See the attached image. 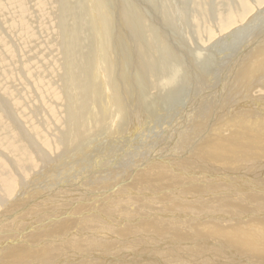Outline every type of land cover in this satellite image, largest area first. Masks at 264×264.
Wrapping results in <instances>:
<instances>
[{
    "label": "rangeland",
    "instance_id": "374dc122",
    "mask_svg": "<svg viewBox=\"0 0 264 264\" xmlns=\"http://www.w3.org/2000/svg\"><path fill=\"white\" fill-rule=\"evenodd\" d=\"M44 1H49L50 3L49 6L46 5L45 8L44 13L47 12V15L41 14L34 8H31L24 13L25 17H23V15L21 14L18 15L19 11L16 10V7L13 8V3L15 2L14 0H11L9 5L7 4V0H0V113L5 116L7 121L11 122V126H9L8 128L2 127L1 129L2 135L6 138H9L13 132H16L21 141L28 122L34 119H37L38 121L41 120V116L46 112L45 110L49 109L45 107V105L43 104V100H48L47 93L50 90H56L60 96L58 100H54V104L55 109L57 111H60L61 115L69 114L73 111L69 106V99L73 100L74 102L81 99V94H79L77 88H75L76 80H79L80 78H85L88 81V84L93 88L90 90H95L97 87H99L103 92L107 93V90L105 88V81L102 80L103 72L101 71V63L96 61L98 56L86 62L85 53L83 56H81L83 57V62L80 65L79 61H77L75 57L69 54L66 55V49L69 47L68 45H70L73 41L78 42L77 45L78 47L80 46V42L77 40L76 35L73 34L72 29L73 23L75 21L74 15L75 13L78 15L77 11H79L76 3L70 0H42L41 2L44 4ZM141 9L143 10L144 8ZM112 14L116 18V14ZM145 15L148 18L147 11H145ZM84 18L87 20L86 14L84 15ZM19 20H22L26 23L25 26L22 27V31H24V29H26L28 26H38L37 24L40 23L41 20L47 21V29L37 28L35 38L27 41L19 32L10 29V25L13 22ZM26 34L28 33L26 32ZM93 35L95 39L93 44L99 47V41L101 40L100 35L95 34V32L93 33ZM76 56H78L77 53ZM218 56L219 55H217V57ZM220 58L223 59L222 56ZM33 64H37L38 80L36 81L35 86L33 82L30 83L27 81V77H29V73H31L28 70L31 68V66H33ZM130 66L132 68L131 64ZM110 67L112 70L111 65ZM87 70H93L95 71V73L87 76L85 75V72ZM103 74L104 76L106 75V77L110 76V69H107ZM254 79V75L247 76L246 74L243 76L242 80H240L241 83L236 82L237 84H235L232 80V82L230 81L226 84L227 87H222L221 85H219L220 87H207V85L200 84L201 86L204 85L203 88H201V86H197L194 88L193 85L189 83L187 89L184 90L186 92L182 96L180 95L176 102H174L173 104H168L169 106L166 103L164 105L162 103L161 105H158L157 108H162L159 112L147 113V115H141L140 113L133 112L129 115V117H123V122L121 121L122 124L121 122L116 124L117 126L121 125V127H124L123 129L117 127L116 125H109L104 127L102 130L106 131L107 128L112 129L107 130V132L101 131L99 135H95L94 137V133L90 132L89 138L87 140L82 141L78 146L69 149L66 153L58 151V149L54 148L53 146H41L35 148L38 152L37 154H34L36 166L31 167V169H37V174H41L37 176L36 174L32 175V178L30 177L29 180H33H28L26 184H23V187L25 186L23 188L24 191L20 192V195H16L15 198L14 196L13 198L11 197L12 199L10 198L9 200L10 202L13 201L12 203L7 200V204L4 206L5 208L0 207V212L4 213L6 211L8 213L10 210L14 209L15 204L17 205L18 203L21 204L23 202L36 201L35 204L37 205L38 203L43 202L44 199H46L50 203H53L52 201L55 200L54 207L58 208L61 211L62 218H65L66 221L61 220L60 225L57 228L47 233H51L49 234L51 236L46 235L33 246L24 247L22 252L17 256V259H15L16 256L14 258L11 257V260L3 259L0 260V264H15L17 261H22L17 264H31L35 261V263H38L41 259L47 258L49 259H47L48 261L46 260V262H42L39 264H52L55 262L59 264H114L111 262V260L113 257H115L112 254L116 252H118V254L125 252L127 253V256L125 260H122L123 258H120L118 261H116L115 264H207V262L209 263V261L211 264H223L220 263L221 261L219 260L222 257L226 256V253H228L229 255H227V262L225 261V264H234V261L232 260L233 256L231 257V255L232 253L233 255L238 253L242 255L243 253H240L241 250V252L245 251V254H243L242 256L239 255L240 258L247 257V254H249L247 258H251L250 260H248L247 258L243 259V263L249 264L250 261L254 260V258L258 259L255 254H260L259 251L253 248L241 246L237 242L230 241L227 238V236L230 234L232 235L233 232L230 234L227 233V235L223 234L228 232L229 230L235 231L236 234L241 232H237L234 229L221 231L223 227H228L225 224H245L244 222H240L243 216L234 217L231 215V220H227L221 217L212 218V216H209V214L215 212V207L219 202L222 205L226 204L225 202L233 199V196H238L239 194L243 193L241 190H237L236 188H234L236 190L231 191V193L229 194L230 191L225 192L221 190H234L232 188L229 189L231 186L220 185L222 187V189L220 188L221 190L217 186H214L213 189L217 188L220 192L215 194V197H212V199L210 196L207 198L204 197L206 198L204 199V201L209 198V201H206V203H203L204 201H200L201 205L200 203H198V205L196 203H194L195 205L182 204V199H190L187 194L188 192H191V190H193V192L213 191V189L210 187L211 183L209 184L208 179H206L207 176L212 175L213 177H215L214 180H217V178H221L218 174L220 173L219 170H222L227 174L233 176L231 177L232 179H228L226 176V179L231 180V182L238 183V179L236 177L239 176L237 175L239 172L237 171H250L252 167L255 166V164H257L259 168V166H261V163L264 162V154L262 155V157L259 156L255 159L258 154H261V151L264 153V136H262L261 134V132H264V104L261 101L264 100V92H260V94L254 92V90L256 91L257 88L253 87L255 85ZM4 89L9 90L4 93ZM154 94L155 91H152L153 97ZM212 94L217 98L215 96H212ZM209 100L210 102H208ZM249 100L251 102H246ZM110 102L112 103V100ZM183 106L185 107L183 108ZM165 108H169V110H166ZM108 109L112 112L114 110L111 106ZM157 110L158 109H156V111ZM121 112L124 113L125 110L123 109V111ZM133 116L137 118V122L136 120L132 121ZM105 122H107V120ZM125 123L127 126L125 125ZM236 123H239V125H242L244 127L246 126L248 128V134L242 138L244 142L246 141V144H240L241 139L238 133L241 131V128ZM62 126L63 123L58 126L59 128H55V131H57V135L59 137L67 134L68 130L66 132V129H69L68 126L66 128L63 126V129L65 128L63 130ZM45 130L48 131L47 129ZM213 131L215 133H213ZM229 131H237V133H231L226 138V135H228L227 132ZM47 136L50 140L52 139L50 134L47 133ZM206 136L209 137L206 138ZM251 140L253 144L252 142H249ZM231 146H233V148ZM233 149L237 151H234ZM225 150L227 152H225ZM45 153H48L49 155L53 154V161L49 165L44 162L43 156ZM182 155H189L191 160H182ZM248 155L256 156L254 157V159H249L252 157L249 156L248 158ZM133 157L134 159L132 160ZM170 157L176 158L173 161L174 165L170 166V163H168V166L162 167L161 170L157 169L156 171H149L153 169L149 168V172H147L142 171V169L138 168L140 167V164H142L141 166L143 167L146 163H148V166L152 164L162 165L157 163H165L167 161V158ZM0 158L5 162L14 165L17 172L20 170L21 167H17L11 161L15 158V156L11 155L7 150H5V148H0ZM247 158L248 161H246ZM144 159H147V162L143 164ZM175 163H177L178 165ZM133 169H136V172H134V176H131V172L133 171ZM170 170H174V172L177 173H173ZM253 172L254 177H256L258 180V182L254 181V184H258L259 182L264 180L263 170L259 171L258 169H255L251 173ZM201 174L202 176L198 177ZM170 175H172V178L174 179L173 182H170ZM130 178H132V183H129V185H127V189V186H125L127 182H124L123 180L127 181V179L129 180ZM134 182L136 185L133 184ZM248 184L250 185L252 184V182H248L245 187L249 186ZM207 185H209L208 188H200V186ZM184 187H191L192 189H184ZM176 188L182 189L180 191L177 190L178 192H176V190H174L175 192L171 191V189ZM110 190L112 191L111 193L108 192ZM168 190L171 192L170 194ZM240 191L241 193L238 194V192ZM115 192L117 193L113 194ZM222 194L226 195L224 196ZM16 197L20 198L17 199L19 202L16 200ZM178 200L180 201L178 202ZM80 201H82V204L80 203ZM208 202H210V204ZM238 202L241 203L239 204ZM234 203H236L235 206H237V204L241 205L243 202L237 200V202L234 201ZM255 203L257 204V206L262 205L259 202ZM208 206L209 208H207ZM130 207L132 209L136 207L135 209L137 210H132ZM119 208L121 212L119 211ZM154 208L156 210H154ZM116 209L118 210V212ZM158 209L163 210V212ZM49 210L50 207L48 206L39 212H47L44 214L48 215ZM174 210L176 212L174 214V219L167 217L161 218L154 214V212H156V214L166 212L174 213ZM218 210L220 209H217L216 211ZM81 211H83V213L78 214ZM124 211H127L129 213ZM147 211L149 213H147ZM136 213H138L139 215ZM150 213L152 218L151 216H149ZM181 213H183L184 216ZM186 213L188 216H186ZM72 214H75L76 217L74 218ZM124 214H127V216ZM228 214L230 215V213ZM8 215L3 216L12 218L14 216L13 214ZM130 215H132V217ZM189 215L191 216V218ZM241 215L246 216L247 214L242 213ZM109 216H111V218L123 216L124 218L127 217V220H132L133 217V220L139 219L134 224H131V228L139 224V226L135 228L136 233L134 235H129V233L123 235L118 234V232L123 233V229L120 228L121 223H118L116 224V226H114V224L112 223L109 224V222H104L108 220L105 217L108 218ZM1 217L2 216H0V219ZM144 219H146L147 221ZM193 220H201L204 225H202V223L198 221L195 222ZM220 220H223L224 222H220ZM83 221L84 223H87L85 226H82L84 225ZM150 221H152V224L148 223ZM166 221H168L167 225ZM182 221L185 222L183 223ZM181 222L183 225L181 224ZM204 222L208 223L206 224ZM153 223H155L156 225L158 224L159 226H156ZM196 223L200 224L197 225ZM100 224L103 226H101ZM144 224L146 225L144 226ZM173 224L176 225L172 226ZM80 225L84 228H80ZM91 226L93 228L97 226V232L96 227L95 229L92 228L93 230H90L91 232H89V228H91ZM146 226L148 227V229ZM76 227L77 230L75 229ZM102 227H104L105 229ZM151 227H154L155 230ZM236 227H238V225ZM79 228L82 229V231H78L80 230ZM186 228H190L187 230L188 232L186 231ZM196 228L198 229L196 230ZM103 229L105 231H103ZM205 229L207 230V232L210 231L212 234H210V232L206 233ZM58 230L61 231L59 232ZM92 231H94V236ZM204 231L205 233H203ZM215 231L219 233L221 232L222 236H220L219 233H216ZM256 231L257 233L259 232L261 234H264V228ZM78 232L80 234L82 233L80 236L81 238H83V241L80 239ZM103 232L104 234H102ZM164 232L165 234L168 232L170 233L166 234L165 236ZM189 232L190 235L186 237L185 235H188ZM235 232L233 234H235ZM83 233L85 235H87L88 233L89 234L87 236H84ZM155 233L158 236H160L159 234H161L162 237H166L161 241L167 240V238H171L172 236V240L178 243L181 242L183 244H188V242L193 243V241L203 243L195 246L197 248L190 249L187 247L184 248L185 250H178L175 246L168 245L170 243L169 241L172 240H167L166 242L164 241V243L153 246V240L150 241L147 238L151 235H153L151 237H154ZM162 233L164 234V236ZM64 234L67 235L64 236ZM169 234H171V236L168 237L167 235ZM126 235H129L130 237L128 236V238ZM91 236H93V238ZM96 236L98 238H96ZM132 236L134 237L132 238ZM138 236L139 240L137 239ZM90 237L92 238V240L90 239ZM263 237H261L260 239L264 240ZM71 238L73 240H71ZM68 239L71 242H69ZM62 240L63 244H67V246L64 245L66 247L62 246ZM66 241L71 244L65 243ZM77 242L78 244H75ZM146 242L148 244H146ZM43 243L45 244L42 245ZM101 243H105L104 246L108 248L102 251V248L100 247ZM54 244L56 245V250L55 248H53L55 247ZM74 244L78 247L80 246L79 249ZM36 245H38L37 247L39 249L40 247L43 249L37 251L39 249L36 248ZM208 245H211L214 248H216L217 246V248H219L221 252L225 253L223 254L221 252H215L211 248H208ZM224 245H226L227 248H229L230 246V249H220V247L222 248ZM151 246L153 248L157 246L156 248H160L162 250L164 249L162 252L165 251L166 254H163L157 249H153ZM31 247H33V249H30ZM57 247H59L60 250ZM72 247L74 250L71 249ZM29 249L30 252L28 251ZM62 249L65 252H63ZM173 249L174 252L172 251ZM234 249H237L238 251H234ZM254 251H256L257 253ZM198 252H200L199 255L197 254ZM23 253L25 256L23 255ZM32 253L34 256H31ZM162 254L164 256H161ZM187 254L190 256V258H188L189 256ZM105 256L108 257L105 258ZM32 257L34 261L32 260ZM19 258H21V260ZM26 258L29 261H27ZM39 258L41 259L39 260ZM161 258L163 260H161ZM234 258H236V256ZM236 262L238 261L236 260Z\"/></svg>",
    "mask_w": 264,
    "mask_h": 264
},
{
    "label": "bare ground",
    "instance_id": "6f19581e",
    "mask_svg": "<svg viewBox=\"0 0 264 264\" xmlns=\"http://www.w3.org/2000/svg\"><path fill=\"white\" fill-rule=\"evenodd\" d=\"M10 1L11 0H7L8 5H9ZM14 1L15 2L13 3V6H14L13 8L16 7V10L19 11L18 15L21 14V15H23V17H25L24 13L26 11H28V9H31V8H34L37 12H39L41 14L47 15L46 14L47 12L44 13L45 8H46V5L49 6V4H50L49 1H47V2L44 1V4H43L41 2L42 0H14ZM70 1H74L77 5L78 9H79V11H77L78 15L76 13L74 15L75 21L73 23L72 29H73V34L76 35L77 40L80 42V44H79L80 46L78 47V45H77L78 42L73 41L70 45H68L69 47L66 49V55L69 54V55H72L73 57H75L77 59V61H79L80 65L83 62L82 61L83 57H81V56H83L85 53H86V60H85L86 62L89 61L90 59H92V58L94 59L95 57L98 56L96 61L101 63V71L104 73V72H106L107 69H110V76L106 77V75L104 76V74L102 73V75H103L102 80L105 81V88L107 90V93L103 92L99 87H97L95 90H90L93 88L88 84V81L85 78H80L79 80H76L75 88H77L78 93L81 94V99L77 100L75 102L73 100L69 99V101H70L69 106L72 108L73 111L69 114L61 115L60 111H57L55 109V104H54V100H58L60 98V96L56 90H50L47 93L48 100H43V104L45 105V107H47L49 109L45 110L46 112L41 116L40 121H38L37 119H34V120L28 122L27 126L25 127V131L23 133L24 136L21 139V141H20V137L18 136V134L16 132H13L9 138H6L2 135V133H1L2 127L8 128L9 126H11V122L7 121L5 116L0 113V148H5V150H7L11 155L15 156V158L13 159L14 161L13 160H11V161L17 167H19V166L21 167L20 170L17 172L14 165L7 163L0 158V207H4L7 204L6 203L7 200L10 202L9 199L11 197L13 198V196H14V198H15L16 195L17 196L20 195L21 194L20 192L24 191L23 188L25 186L23 187V184H26L32 175L36 174V176H37V175L41 174V173L37 174V172H36L37 169L36 170L31 169V167L36 166V160H35L34 154L38 153L35 149L37 147H41V146L51 147V146H53L54 148L58 149V151L66 153L69 149L74 148V147L78 146L82 141L87 140L89 138L90 132L94 133L93 137L95 135H99V133H101V131H103L102 129L104 127L109 126V125H116L117 123L122 121L123 117L124 118L129 117V115L133 112L134 113H140L141 115H147V113H152V112H159L162 108H160V109L157 108L158 105H161V103L163 105L165 103L168 105V104H173L174 102H176L178 97L180 95L182 96L186 92L184 90L187 89V86L189 85V83H191L194 88L197 86H201L200 84L207 85V87H209V86L210 87L211 86L217 87L219 85H221L222 87H227L226 84L229 83L230 81L232 82V80H233V83L237 84L238 82H240V80H242L243 76L247 74V76H249V75L255 76V79H254L255 85L253 87H255V88L257 87L259 89L256 88V91L254 90V92L259 93V94H260V92H264V0H70ZM141 8H144V9L142 10ZM144 10L147 11L148 18L145 15ZM112 13L116 14V18L113 16ZM85 14L87 16V20L84 18ZM25 24L26 23L23 22L22 20L15 21L10 25V29L13 31L19 32L23 36V38L27 41L35 38L37 28L47 29V21H45V20H41L40 23L37 24L38 26H35V25H33L32 27L28 26L26 29H24V31H22V27H24ZM26 32L28 34H26ZM94 32H95V34L100 35L101 40L99 41V45H100L99 47L95 46L93 44L94 40H95L94 35H93ZM175 48H177V49H175ZM76 53L78 56H76ZM217 55H219L220 57L222 56L223 59H221L219 56L217 57ZM130 64L132 65V68H131ZM110 65L112 66V70H111ZM28 71L31 73H29V77H27V81L30 83L33 82L34 86H35L36 81L38 80L37 79V77H38L37 76V64H33V66H31V68ZM93 73H95V71L87 70L85 72V75L89 76ZM261 82H263V83H261ZM204 85H202L201 88H203ZM198 89H200V88H198ZM7 90H9V89H4V93ZM152 91H155L154 97L152 96ZM216 92H215V95H216ZM215 95L212 94V96H215ZM192 97H194V96H192ZM111 100H112V103L110 102ZM207 100H208V98H207ZM210 100L208 102H210ZM261 101L264 104V100H261ZM110 106L113 107V109H114L113 112L108 109V108H110ZM184 107L185 106H183V108ZM122 108L125 110L124 113L121 112V111H123ZM154 109H155V111H154ZM156 109H158V110L156 111ZM166 110H169V108ZM210 110H211V107H210ZM136 119L137 118L135 116L132 117V121H135ZM106 120H107V122H105ZM122 122H121V124H122ZM136 122H137V120H136ZM62 123H63V126L65 128L68 126L69 129H66V132L68 130L67 134H64L61 137H59L57 135V131H55V128L56 129L59 128L58 126H60ZM126 123H125V125H126ZM236 124H238V126H240V128H241V131L238 133V135H240V139H241L240 144H246V141L244 142L242 138L248 134V132H249V131H247L248 128L246 126H245L246 127L245 128L244 126L239 125V123H236ZM53 126H56V127H53ZM63 126H62V129H63ZM117 127H120L121 129L124 128V127H121V125L117 126ZM45 129H47L48 131H46ZM109 129H112V128H107V130H109ZM104 130H106V129H104ZM107 130L103 131V132H107ZM125 130H126V127H125ZM127 130H128V127H127ZM47 133L51 135V137H52L51 140L47 136ZM213 133H215V132L213 131ZM231 133H237V131L236 132H233V131L227 132L228 135H226V138ZM261 134H262V136H264V132H261ZM208 137L206 136V138H208ZM258 138H260V137H258ZM256 140H257V138H256ZM249 142L251 143L252 140ZM252 144H253V142H252ZM231 147L233 148V146H231ZM235 149H233V150L237 151ZM225 152H227V151L225 150ZM260 153L261 154H258L257 156L256 155H248V158H249V156L252 157L249 159H254L255 156H256L255 159L259 156L262 157V155L264 153L262 151ZM249 154H250V152H249ZM248 158L246 161H248ZM43 159H44V162L47 165H49L53 161V154L49 155L48 153H45L43 156ZM133 159H134V157L132 158V160ZM144 160H143V164L147 162V159L145 161ZM173 161H174V159H173ZM173 161L170 163V166L174 165ZM185 161H187V160H185ZM157 164H162V165L152 164V165L148 166V163H146L143 167H141V169H142V171L149 172V171H156L157 169L161 170L162 167L168 166L167 161L165 163H157ZM175 164H177V163H175ZM186 164H187V162H186ZM141 165L142 164H140V166ZM153 165H155V166H153ZM181 166H182V164H181ZM42 167H43V164H42ZM138 168H140V167H138ZM149 168H153V169L149 170ZM255 168H257L259 171H262V170L264 171V162L261 163V166H259V168H258L257 164H255V166L252 167L251 170L253 171V170H255ZM170 171L173 173H177V172H174V170H170ZM252 171H250L249 173H251ZM219 172L220 173L218 175L220 177H222L220 174L223 173L224 171L219 170ZM237 175L241 176L240 173H238ZM201 176H202V174L199 175L198 177H201ZM225 176H227L228 179L231 178L227 174H225ZM169 178H170V182L174 181V179L172 178V175H170ZM32 180L33 179H30L29 181H32ZM263 181L264 180H262L259 183L261 184V183H263ZM129 183H132V178H130L129 180L127 179V184H125V186L129 185ZM232 183H234V182H232ZM259 183L258 184H250L251 189L247 188V192H245V194L241 193V191L238 192V194L241 193L238 196H236L234 194L235 196H233V199H230V201L225 202L228 205H226V204L222 205L219 202L220 204L218 203V205H216L215 210L212 209L214 211H216L217 209H220L219 211H221V212L229 211L228 213H230V215L224 216V217H228L229 219H231L230 217H232V216H234V217L235 216L236 217L237 216H239V217L243 216L242 220L240 222H244L245 224H238V223L237 224H231V225L225 224L228 227H223L221 229V231L222 230L228 231L229 229H231V230L234 229L237 232H241V233L236 234L235 231L229 230L228 232L223 233V234L227 235V233L230 234L232 232L233 233L235 232V234L232 233V235L230 234L227 236V238L230 241H235L238 244H240L241 246H244L247 248L248 247L253 248V249L260 252V254H258L256 251H254L257 253V255L255 254V256L258 259L254 258V260H253V258H252V260L254 262L250 261L249 264H264V240L260 239L261 237L264 236V234H261L259 232H258L259 233L258 234L256 231V230L264 228V184L259 185ZM133 184H135V182ZM252 185L260 186L261 188L257 189V188L252 187ZM208 186L209 185L200 186V188L205 189V188H208ZM126 188L128 189V186ZM186 188L192 189L191 187H186ZM186 188L184 187V189H186ZM211 188L213 189V187H211ZM240 188L241 187H239V189ZM232 189H234V188H232ZM174 190H176V189H171L172 192H175ZM235 190L236 189H234V191ZM152 191H154V190H152ZM155 191H157V190H155ZM221 191H225V192L230 191L229 194L231 193V190H221ZM108 192L111 193L112 191L110 190ZM162 192H163V190H162ZM176 192H178V191L176 190ZM218 192H220V191L218 190ZM116 193L117 192H115L113 194H116ZM170 193L171 192L169 191V194ZM151 194H150V196H151ZM158 194H160V193H158ZM229 194H227V195H229ZM222 195L225 196L226 194H222ZM187 196H189L190 199H182V201H183L182 204H187V205L191 204L192 205V204L196 203L198 205V203H200V201H204V199H205L204 197L207 198L210 196L212 199V197H215V194H213L212 192H208V191L193 192V190H191V192H188ZM160 197H162V196H160ZM17 199H20V198L16 197V200ZM208 199L206 201H209ZM234 199L236 202H237V200L242 201L243 204L235 206L233 203ZM260 199H262V200H260ZM258 200H260V201H258ZM21 201H22V198H21ZM179 201L180 200H178V202ZM206 201H204L203 203H206ZM12 202H10V203H12ZM35 202L36 201L23 202L21 204L18 203L20 205H18V204H17L18 206L16 204H15V206L13 205L15 208L12 210L8 209V210H10L8 213L6 211L4 213L0 212L1 213L0 216H2V217H4L3 215H8V214L14 215L13 218L8 217L9 216L8 215V216H5L4 218L1 217V219H0V260H3V259L11 260V257L14 258L15 256H16L15 259H17L18 258L17 256L19 255V253L22 252L24 247L33 246L39 240H41L42 237H45L46 235L51 234V233H49V234H47V233L49 231H52L55 228H57L60 225L61 220L62 221L65 220V218H62L61 211L58 208L54 207L55 200L52 201L53 203H50L49 201L44 199L43 202H40L37 205L35 204ZM255 202H259L262 205L261 206L259 205L260 207H257ZM208 203L210 204V202H208ZM30 204H31V207H30ZM200 205H201V203H200ZM48 206L50 207L48 215L44 214L47 212H42V213L39 212ZM241 206L243 208H241ZM135 208L136 207H134L133 209H135ZM207 208H209V206ZM169 209H171V208H169ZM251 209H255V210L252 211ZM135 210H137V209H135ZM154 210H156V209L154 208ZM158 210L163 212V210H161V209H158ZM119 211H120V208H119ZM167 211H170V210H167ZM117 212H118V210H117ZM124 212H127V211H124ZM173 212L174 213L166 212V213H159V214H156V212H154V214L156 216L161 217V218L167 217V218L174 219V214L176 212H175V210ZM209 212H211V211H209ZM209 212H208V214H209ZM241 212L245 213L247 215L246 216L241 215L242 214ZM82 213H83V211L79 212L78 214H82ZM127 213H129V212H127ZM147 213H149V212L147 211ZM111 214H113V213H111ZM136 214H138V213H136ZM181 214L183 215V213H181ZM208 214H207V217H208ZM72 215L74 216V218L76 217L75 214H72ZM124 215L127 216V214H124ZM179 215H180V213H179ZM195 215H196V212H195ZM40 216H41V218H40ZM123 216H118L115 218H111V216H109L108 218L105 217L108 220H106V219H103V220H106L104 222H109V224L110 223L114 224V226H116V224H118V223L119 224L121 223L120 228L123 229L122 230L123 233L118 232V234L123 235V234L129 233V235H134L136 233L135 228H137L139 226V224L135 225L133 228H131V224H134L139 219L133 220L134 219V217H133L132 220H127V217L124 218L125 216L124 217ZM130 216L132 217V215H130ZM149 216H151V213L149 214ZM186 216H188L187 213H186ZM201 216H203V215H201ZM209 216L211 217V214H209ZM203 217H205V216H203ZM137 218H139V217H137ZM151 218H152V216H151ZM190 218H191V216H190ZM70 219H71V217H70ZM146 219H144V220H146ZM233 220H234V218H233ZM168 221H166V225H167ZM193 221H195V220H193ZM197 221L202 223L201 220L200 221L197 220ZM197 221H195V222H197ZM202 221H204V220H202ZM221 221H223V220H220V222ZM235 221H236V219H235ZM86 222H88V221H86ZM151 222L152 221H150L148 223H151ZM182 222H181V224H182ZM191 222H192V220H191ZM209 222H210V220H209ZM141 223H143V222H141ZM200 223H196V224L198 225ZM204 223H206V222H204ZM214 223H215V221H214ZM216 223H218V222H216ZM38 224H41V225H40V228L37 229ZM83 224L84 225H82V226H85L87 223H84V221H83ZM89 224H90V222H89ZM153 224H155V223H153ZM176 224H173L172 226H174ZM189 224H192V223H189ZM74 225H77V224H74ZM91 225H92V223H91ZM145 225L146 224H144V226ZM163 225H165V224H163ZM202 225H204V224L202 223ZM237 225H238V227H236ZM82 226L80 225V228ZM101 226H103V225H101ZM191 226H193V225H191ZM95 227H96V232H97V226H95ZM95 227L93 228L91 226V228H89V232H91L90 230L95 229ZM194 227H198V226H194ZM194 227H192V228H194ZM82 228H84V227H82ZM102 228H104V227H102ZM112 228H113V226H112ZM151 228H154V227H151ZM160 228H162V227H160ZM203 228H205V227H203ZM203 228H202V230H203ZM75 229L77 230V227ZM104 229H103V231H105ZM108 229H110V228H108ZM147 229H148V227H147ZM188 229H190V228H186V231ZM197 229L198 228H196V230ZM86 230H87V228H86ZM154 230H155V228H154ZM174 230H175V228H174ZM3 231H5V232H3ZM78 231H82V229H80ZM176 231H177V229H176ZM205 231H206V233L210 232L209 230H208L209 232H207L206 229H205ZM205 231L203 233H205ZM92 232H93V236H94V231H92ZM108 232H109V230H108ZM172 232H174V231H172ZM215 232L219 233L217 231H215ZM168 233H170V232H168ZM168 233H166V234H168ZM191 233H192V229H191ZM81 234L79 233L78 235L80 236ZM96 234H100V233H96ZM102 234H104V232ZM164 234H165V232H164ZM164 234H163V236H164ZM166 234H165V236H166ZM171 234H169L167 236L169 237V236H171ZM194 234H193V236H194ZM210 234H212V233L210 232ZM210 234H209V237H210ZM221 234L222 233L220 232L219 235L222 236ZM66 235L64 234V236H66ZM83 235L87 236L84 233H83ZM129 235H126V236L128 237ZM159 235L161 237L156 235V233H155L154 237H151V236H153V235H151L147 239L150 241L153 240V242H152L153 246H155L157 244L164 243V241L166 242L167 240L169 241V240L173 239L171 236V238H167V240L161 241L162 239H165L166 237H162L161 234H159ZM189 235H190V232L188 235H185V236L187 237ZM49 236H51V235H49ZM93 236H91V237L93 238ZM231 236H232V238H231ZM17 237H20V238H17ZM71 237H73V236H71ZM91 237H90V239L92 240ZM119 237H123V236H119ZM133 237L134 236H132V238ZM76 238H77V236H76ZM96 238H98V237L96 236ZM211 238H213V237H211ZM2 239H5V240H2ZM65 239H64V241H65ZM80 239L83 241V238H81V236H80ZM99 239H100V237H99ZM137 239L139 240V236ZM145 239H144V241H145ZM263 239H264V237H263ZM71 240H73V239L71 238ZM130 240H132V239H130ZM101 241H103V240H101ZM216 241H218V240H216ZM69 242H71V241L69 240ZM69 242L66 241L65 243L71 244ZM169 242L170 243L168 245L175 246L178 250L179 249L185 250L184 248H187V247L190 249L197 248L195 246L199 245L200 243H203V242L199 243L198 241H196V242L193 241V243L188 242V244H183L181 242L178 243V242L173 241V240L169 241ZM221 242H223V241H221ZM40 243H41V241H40ZM213 243H212V245H213ZM6 244H11V245L6 246ZM44 244L45 243H43L42 245H44ZM61 244L63 247L67 246V244H63V240H62ZM61 244H59V245H61ZM75 244H78V242ZM146 244H148V243L146 242ZM42 245H40V246H42ZM64 245H66V246H64ZM81 245H82V243H81ZM104 245H105V243L100 244L102 251L104 249L108 248ZM202 245H205V244H202ZM37 246L38 245H36V248L39 249ZM218 246H219V244H218ZM59 247H57V248L59 249ZM73 247L71 249H73ZM76 247H78V246H76ZM79 247H78V249H79ZM156 247L155 248L152 247V248L157 249L158 251H161V252L164 250V249L162 250V249L156 248ZM53 248H55V250H56V245ZM68 248H69V246H68ZM68 248H67V250H68ZM82 248H83V246H82ZM208 248H211L215 252L216 251L221 252L219 250V248H217V246H216V248H214L211 245H208ZM30 249H33V247H31ZM30 249L28 250L29 252H30ZM40 249H43V248L40 247ZM40 249L37 251H40ZM220 249L228 250V249H230V246H229V248H227V246L224 245L222 248L220 247ZM48 250H53V249H48ZM65 250H66V248H65ZM169 250H170V248H169ZM235 250H237V249H234V251ZM25 251H26V249H25ZM172 251L174 252V249ZM241 251H240V253L245 254L244 253L245 251L244 252H241ZM63 252H65V251L63 250ZM131 252H135V251H131ZM200 252H201V250H200ZM200 252H198L197 254L199 255ZM162 253L166 254L165 251ZM177 253H178V251H177ZM221 253L224 254L225 252H221ZM39 254H41V253H39ZM115 254H117V255H115ZM163 254L161 256H164ZM170 254H171V252H170ZM190 254H192V253H190ZM226 254L229 255L228 253H226ZM23 255H24V253H23ZM23 255H22V257H23ZM32 255H33V253L31 254V256ZM112 255H114L115 257L112 258L111 262L115 264L116 261H118L120 258L121 259L123 258L122 260H125L127 253L124 252V253L118 254V252H116V253H113ZM227 255L222 257L219 260V261H221L220 263L225 264L227 262L226 261ZM239 255H240L239 253L235 254V255H233V253H232L231 257L233 256L232 257L233 258L232 260L234 261L233 263L234 264L235 263L245 264V263H243L244 261H242V260L247 258L249 254H247V257H245V255H244L245 258H243V257L240 258V256H242V255H240V256ZM58 256H60V255H58ZM62 256H63V254H62ZM235 256H236V258H234ZM48 257H50V256H48ZM107 257L108 256H105V258H107ZM198 257H200V256H198ZM27 258H29V257H27ZM27 258H26V260H27ZM180 258H181V256H180ZM188 258H190V256ZM201 258H203V257H201ZM19 259L21 260V258H19ZM40 259L41 258H39V260ZM47 259H41L42 261L40 260V262H38V263H35L36 262L35 261L31 264H39L42 262H46ZM153 259H155V258H153ZM158 259H160V258H158ZM247 259L250 260L251 258L250 259L247 258ZM32 260L34 261L33 257H32ZM32 260H31V262H32ZM161 260H163V259L161 258ZM236 260L238 262H236ZM27 261H29V260H27ZM148 261H149V259H148ZM181 261H182V259H181ZM10 262H12V261H10ZM19 262H22V261H19ZM19 262L17 261L16 263L15 262L14 263L17 264ZM171 263H173V262H171ZM23 264H25V263H23ZM52 264H59V263L55 262ZM207 264H211L210 261H209V263L207 262Z\"/></svg>",
    "mask_w": 264,
    "mask_h": 264
},
{
    "label": "water",
    "instance_id": "95a60500",
    "mask_svg": "<svg viewBox=\"0 0 264 264\" xmlns=\"http://www.w3.org/2000/svg\"><path fill=\"white\" fill-rule=\"evenodd\" d=\"M246 102H251L250 100L249 101H246ZM181 158L183 159V160H185V159H187V161H190L191 159H190V156L189 155H182L181 156ZM185 158V159H184ZM173 159H176V158H172V157H170V158H167V162L168 163H171L172 161H173ZM141 167L142 166H140V168L139 169H141ZM255 169H257V168H255ZM250 171H252V170H250ZM250 171H246V172H242V171H237V172H239L242 176H237L236 178L238 179V183H232L231 182V180H228V179H226L225 177V174H227V173H225V172H223V173H221L220 175L222 176L221 178H217V180H214V178L215 177H213L212 175H209V176H207L206 177V179H208V183L210 184L211 183V187H213L214 188V186L216 187H218L219 189L220 188H222L220 185H226V186H231L229 189H231V188H236L237 190H241L244 194H245V192H247V188H251L250 186L251 185H249V186H247V187H245L246 186V184L248 183V182H252V184H254V181H256V182H258V180H257V178L256 177H254V172L253 173H248V172H250ZM134 172H136V169H133V171L131 172V176L133 175L134 176ZM229 177H233V176H231V175H229V174H227ZM224 177V178H223ZM242 177V178H241ZM124 182H127L126 180H123ZM263 183H264V181H263ZM263 183H259V185H263ZM124 187V186H123ZM239 187H241L240 189H239ZM252 187H254V188H257V189H259V188H261L260 186H255V185H252ZM182 188H176V190H181ZM231 191H234V190H231ZM208 192H212L213 194H217V193H219L218 191H217V188L216 189H213V191H208ZM223 193V192H222ZM206 199V198H205ZM234 201H235V199H234ZM234 201H233V203H234ZM80 203L82 204V201H80ZM239 204L241 203V202H238ZM243 204V203H242ZM256 204V203H255ZM234 205H236V203H234ZM238 205V204H237ZM256 206H257V204H256ZM257 207H259V206H257ZM241 208H243L242 206H241ZM252 211H254L255 209H251ZM225 215H229L228 214V212H221V211H215V213H212L211 214V216H212V218H215V217H221V218H225V219H227V220H231V219H229L228 217H224ZM40 225L41 224H38V226H37V229L38 228H40ZM17 238H20V237H17ZM9 245H11V244H6V246H9ZM5 246V247H6Z\"/></svg>",
    "mask_w": 264,
    "mask_h": 264
}]
</instances>
